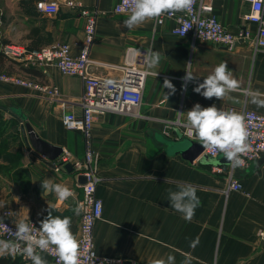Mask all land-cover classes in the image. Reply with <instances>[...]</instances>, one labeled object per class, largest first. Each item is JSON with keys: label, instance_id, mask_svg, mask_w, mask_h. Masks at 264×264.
Returning a JSON list of instances; mask_svg holds the SVG:
<instances>
[{"label": "crops", "instance_id": "crops-1", "mask_svg": "<svg viewBox=\"0 0 264 264\" xmlns=\"http://www.w3.org/2000/svg\"><path fill=\"white\" fill-rule=\"evenodd\" d=\"M56 1L59 13L48 16L38 13L37 0L13 9L10 0H0V40L28 49L66 43L78 56L85 43L86 19L79 9L66 5L74 1L98 12L97 36L90 52L93 75L119 79L122 73L117 67L124 63L128 47L161 54L159 67L151 70L158 75L147 79L138 115H95L91 141L98 156L97 196L103 201V216L94 232L98 255L115 264H151L155 259L166 260L168 255L175 257V264H184L186 258L189 264H264V157L246 169H236L234 177L242 190L228 191L230 164L224 156L208 157L211 163L204 161L205 153L193 162L182 156L190 142H199L183 136L187 131L184 117L177 113L199 103L202 107L214 104L225 111L233 108L239 113L264 114V107L251 103L247 94L256 90L264 93V48L239 43L225 49L191 36H176L171 33V23L157 27L155 20L128 30L123 25L128 15L114 13L119 0ZM199 4L212 5L214 14L233 32L257 31V26L245 19L249 6L242 0H200ZM221 62L227 63L238 89L223 100L206 99L194 92ZM185 71H191L196 79L185 82ZM0 74L59 89L60 97L51 99L41 92L0 82V113L13 118V111H21L43 139L63 147L72 160L83 159L87 146L84 136L66 129L63 117L83 115L84 81L63 75L55 67H26L8 59L0 64ZM165 79L175 86L174 94L163 88ZM166 125L173 127L172 136L163 133ZM4 130L0 129V150L8 138ZM18 132L26 149L24 155L8 160L6 151H0V211L10 209L14 221L32 220L39 226L49 211L53 216L70 217L72 231L79 238L81 213L74 211L83 192L79 176L75 171L47 165L28 147L22 129ZM55 164L58 166L59 160ZM216 166L224 172H214ZM45 179L66 185L75 198L59 202L54 193L43 192L41 182ZM180 184L195 186L201 202L190 221L168 201L169 190H178ZM197 238L198 243L191 247Z\"/></svg>", "mask_w": 264, "mask_h": 264}, {"label": "built area", "instance_id": "built-area-1", "mask_svg": "<svg viewBox=\"0 0 264 264\" xmlns=\"http://www.w3.org/2000/svg\"><path fill=\"white\" fill-rule=\"evenodd\" d=\"M249 6V11L245 15L246 21L257 26L256 33L250 30L241 29L236 32L229 30L214 14V7L210 4L200 5V0H195L193 13L189 15L178 12L175 15H164L155 20L157 27L166 26L171 23V33L180 36H191L195 40L233 49L243 41L253 45L255 48H264V0H242ZM66 5L73 9H79L81 15L86 19L85 24V43L78 56H74L70 44L58 43L42 49H28L21 45L4 44L2 51L9 61H13L26 67H55L61 74L66 76H77L84 81V93L81 99L83 115L78 117L74 113L66 114L63 117V124L70 131L81 132L86 141V154L81 160L71 159L72 157L64 149L63 156L59 159L56 169L65 170V166L70 163L78 176H85L87 183L81 185L83 192L82 198L78 203L84 205L81 212V225L79 240L81 242L80 252L84 264H91L87 258L95 253L94 264H115L116 261L98 255L95 249V226L103 216V201L97 196V186L100 182L98 176V156L92 145V131L96 114H119V115H138L142 105L143 94L147 79L152 75V71L146 69L143 61V53L149 48L128 47L125 52L124 63L117 67L122 75L119 79H109L95 76L91 73L92 60L90 59L91 47L95 43L97 36V17L98 12L84 9L80 2L67 1ZM36 9L40 15H57L60 11V3L56 0H37ZM115 14L128 15L124 0H119L114 9ZM193 16L198 18L200 27L193 25ZM114 80L116 87L104 86V81ZM0 82L11 83L26 87L43 93L51 99L60 97L57 87L36 83L27 78L19 76L0 74ZM228 110L236 111L233 108ZM226 110V111H228ZM245 117L249 131V143L251 150L243 157L246 169L253 161L264 157V114L255 111H245L241 113ZM173 127L166 125L163 133L172 136ZM183 136L189 137L187 131ZM194 139V138H192ZM205 151V150H204ZM206 156L217 159L223 153L204 152ZM236 170V169H235ZM235 170L231 167L228 170L229 185L228 191H241L242 184L235 179ZM214 172L223 173L224 169L220 166L214 167ZM0 220L14 232L16 221L13 220V213L10 209L0 211ZM31 222L37 229L39 225L32 220ZM2 223V222H0ZM264 233H261V237ZM14 237L2 227H0V239H13ZM40 255L48 264H56V256L51 250L42 252ZM13 260L20 259L25 264L31 261L21 255L4 256Z\"/></svg>", "mask_w": 264, "mask_h": 264}, {"label": "clouds", "instance_id": "clouds-1", "mask_svg": "<svg viewBox=\"0 0 264 264\" xmlns=\"http://www.w3.org/2000/svg\"><path fill=\"white\" fill-rule=\"evenodd\" d=\"M194 3L195 0H124L128 17L123 21V25L131 30L147 21H159V18L166 14L175 15L178 12H184L192 15ZM192 22L193 25L200 27L197 17L193 16ZM143 61L146 69H156L159 67L161 54L148 49L143 53ZM185 72L186 75L183 77L185 82L196 79L191 71ZM152 75L157 76L158 72H152ZM104 86L107 88L118 85L114 80H106ZM238 87V81L228 69L227 63L221 62L214 68L212 74L204 78L203 83H200L193 91L206 99L215 97L223 100ZM163 88L169 89V94H174L176 91L175 86L168 79L164 80ZM169 94H166L167 100ZM247 94L251 103L264 107V93L256 90L249 91ZM177 113L184 117L187 135L199 142L204 152L223 153L234 170L244 167L243 157L249 153L251 145L245 117L241 113L218 109L214 104L202 107L199 103L189 111ZM205 162L211 163L207 160ZM41 186L43 192L54 193L59 202L75 198V193L69 187L54 183L51 179L42 181ZM168 201L170 206L188 221L195 215V210L201 203L196 187L190 184H180L178 190H169ZM74 211L76 215H79L84 211V205L78 203ZM0 222H2L0 227L14 237L13 239H0V257L21 255L30 260L31 264H48L40 253L51 250L57 258L56 264H84L80 252L81 242L72 231L70 217L53 216L49 211V214L40 221L39 229L31 222L21 219L16 222L14 232L3 220ZM196 243H198V238L190 246L195 247ZM95 258V253H92L87 259L94 264ZM151 264H175V257L168 255L166 260L155 259L151 261ZM184 264H189L188 258Z\"/></svg>", "mask_w": 264, "mask_h": 264}, {"label": "water", "instance_id": "water-1", "mask_svg": "<svg viewBox=\"0 0 264 264\" xmlns=\"http://www.w3.org/2000/svg\"><path fill=\"white\" fill-rule=\"evenodd\" d=\"M243 43V41L241 42ZM18 118L22 122V131L25 137V141L30 149L38 153L44 160V162L50 167L56 168L55 163L63 156L64 148L61 146L53 145L43 139L34 129V127L29 123L25 115L21 111L16 112ZM204 153V148L199 143L190 142V147L182 151V156L193 162L199 158ZM204 161H208V156L203 157ZM67 172H74V167L72 164L68 163L65 166ZM79 182L81 185L87 183L85 176H79Z\"/></svg>", "mask_w": 264, "mask_h": 264}, {"label": "rangeland", "instance_id": "rangeland-1", "mask_svg": "<svg viewBox=\"0 0 264 264\" xmlns=\"http://www.w3.org/2000/svg\"><path fill=\"white\" fill-rule=\"evenodd\" d=\"M12 3H10V7L13 9L14 7H17L16 5L18 4L19 6L24 5L26 6L27 3L29 2L30 5L34 2V0H10ZM1 6V5H0ZM1 14V13H0ZM4 125V131L6 133L8 132V138L5 139L2 149L0 151H6L7 153V159L11 160L14 157H19L21 158L22 155L25 153V147L23 144V138L21 137L20 133L18 132V126L12 118L6 116L3 114V120H0V128ZM3 131V130H2ZM10 138V139H9ZM12 140V141H11ZM9 163V162H8ZM11 164V163H9Z\"/></svg>", "mask_w": 264, "mask_h": 264}, {"label": "trees", "instance_id": "trees-1", "mask_svg": "<svg viewBox=\"0 0 264 264\" xmlns=\"http://www.w3.org/2000/svg\"><path fill=\"white\" fill-rule=\"evenodd\" d=\"M4 44H10L7 41L4 40H0V64L3 63L7 58L5 57V55L3 54L2 51V45ZM13 115V120H15L17 126L19 129H22V122L20 121V119L18 118V115L16 112L13 111L12 113ZM0 120H3V114L0 113ZM0 129H4V125H2V127ZM0 264H25L22 260L17 259V260H13L7 257H0Z\"/></svg>", "mask_w": 264, "mask_h": 264}]
</instances>
